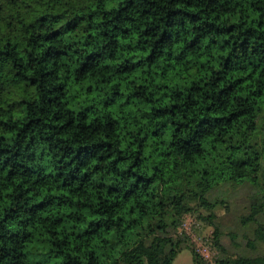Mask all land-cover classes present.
<instances>
[{
	"label": "trees",
	"instance_id": "obj_1",
	"mask_svg": "<svg viewBox=\"0 0 264 264\" xmlns=\"http://www.w3.org/2000/svg\"><path fill=\"white\" fill-rule=\"evenodd\" d=\"M184 248L264 264V0H0V264Z\"/></svg>",
	"mask_w": 264,
	"mask_h": 264
},
{
	"label": "rangeland",
	"instance_id": "obj_2",
	"mask_svg": "<svg viewBox=\"0 0 264 264\" xmlns=\"http://www.w3.org/2000/svg\"><path fill=\"white\" fill-rule=\"evenodd\" d=\"M239 198H242L241 194L239 195ZM241 200L243 201V199ZM230 202V210H232L235 202ZM219 213L224 232H226L228 229H236L232 211L229 214H225L221 210ZM183 226L186 231L190 233L193 246L201 253L203 252L202 254H204L205 257L215 253V249L212 248L207 242V238L209 237L212 230V227L210 225H204L203 223L198 221L194 215H187L184 219ZM224 241L225 243L229 242V238L227 235H225ZM173 264H194L190 250L188 248L182 249L174 258Z\"/></svg>",
	"mask_w": 264,
	"mask_h": 264
},
{
	"label": "built area",
	"instance_id": "obj_3",
	"mask_svg": "<svg viewBox=\"0 0 264 264\" xmlns=\"http://www.w3.org/2000/svg\"><path fill=\"white\" fill-rule=\"evenodd\" d=\"M204 249H205V247H204ZM203 253V252H202ZM204 255V254H203ZM205 256V255H204Z\"/></svg>",
	"mask_w": 264,
	"mask_h": 264
}]
</instances>
